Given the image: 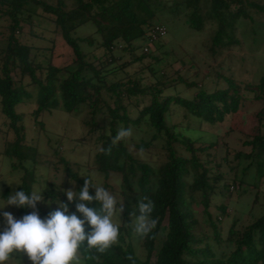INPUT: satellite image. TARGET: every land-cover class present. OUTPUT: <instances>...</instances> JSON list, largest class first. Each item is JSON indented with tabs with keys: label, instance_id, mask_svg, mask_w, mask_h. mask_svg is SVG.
Listing matches in <instances>:
<instances>
[{
	"label": "trees",
	"instance_id": "trees-1",
	"mask_svg": "<svg viewBox=\"0 0 264 264\" xmlns=\"http://www.w3.org/2000/svg\"><path fill=\"white\" fill-rule=\"evenodd\" d=\"M203 1L0 0V19L11 21L9 37L0 51V112L7 120L8 136H13V140L6 141L5 155L12 160L14 171H22L18 191L30 194L38 182L39 150L35 144H26L27 115L19 112L22 105L33 100L34 126L44 128L41 116L53 111L77 118L84 116L88 134L96 136V169L106 180L112 174L121 177L124 210L118 243L104 254L82 249L80 264H264V212L247 226H239V219L234 217L227 232L210 212L213 198L222 192L221 185L227 190H239L246 185L256 189V204L263 193L264 76L257 84H246L237 81L233 74H220L226 86L219 88L217 83L212 91H207L196 82H188L181 71L169 78L164 70L160 73L152 66H143L141 70L149 69L153 75L148 84L137 71L130 70L132 65L143 64L150 57L152 52L143 51L149 44V33L157 26L167 29L165 22L178 16H184L189 27L199 32L209 24L215 25L209 50L216 55L226 47L240 44L235 37L240 22L252 21L253 12L264 14V3L256 0H206V9ZM38 9L54 17L56 29L74 54L71 65L57 67L51 58L38 61L39 52L51 49L22 43L17 36ZM87 26H93L100 36L99 55L87 54L82 49L83 43L93 47L97 44L93 36H74L78 29ZM140 49L143 53L137 55ZM126 57L132 60L126 62ZM151 57L158 64L163 61ZM17 70L21 74L18 80L13 76ZM203 77L206 80L209 76ZM180 84L189 89L197 87L196 94L192 98L182 96L176 89ZM246 101L261 104L255 114L258 132H241L246 138L243 147L250 151L241 150L234 155L235 166L231 170L237 172L234 182L239 183L229 187L222 164L211 152L217 144L179 132L175 118L216 125L228 115L244 112ZM145 126L153 130L150 140L133 143L131 137L112 146L110 155L100 151L101 147L107 149L111 145L120 127L142 131ZM233 131L236 130L230 128L229 132ZM156 150L160 151L158 155L154 154ZM140 154H150L151 158ZM58 157L55 170L63 172L66 182L45 183L40 191L43 199L37 202L39 215L46 218L59 209L60 203H65L70 213L83 218L75 207L79 201H68L66 192H79L87 177L92 183L93 180L82 174L79 164ZM94 190L90 186L89 194L95 196ZM145 196L155 202L152 216L158 224L148 237L140 239L133 231L132 214L139 215L137 203ZM195 205L203 206L210 232L205 231ZM86 206L99 208L95 200L86 202ZM218 210L227 215L226 206H219ZM32 211L19 207L18 214L22 218ZM89 231L90 226L85 224V232Z\"/></svg>",
	"mask_w": 264,
	"mask_h": 264
},
{
	"label": "rangeland",
	"instance_id": "rangeland-1",
	"mask_svg": "<svg viewBox=\"0 0 264 264\" xmlns=\"http://www.w3.org/2000/svg\"><path fill=\"white\" fill-rule=\"evenodd\" d=\"M256 1L264 3V0ZM206 3V0L203 1L205 9L209 6ZM252 14L254 18L252 21H242L236 29L235 37L240 40V44L226 47L216 55H212L209 50L215 30L214 24L207 25L203 32H199L190 28L182 15L178 16L177 19L169 20L165 22L168 35L150 47L149 52L152 53L149 55L150 57L143 61V64L136 63L130 67V70L132 72L137 71L143 76L145 83L148 84L153 81V75L149 69L141 70L143 66H152L160 73L164 70L169 78H175L174 73L181 71L188 82H196L198 87L202 86L207 91H212L217 83L219 88L226 86L223 78H219L220 74L226 76L233 74L237 81H243L246 84H257L264 76V14L255 12ZM54 20L53 16L44 14L42 9H38L35 14L33 13L32 19L25 23L24 29L17 33V36L22 43L51 49L48 52H39L38 61L41 59L45 62L46 59L51 58L53 64L57 67L71 65L75 60L74 54L56 29ZM10 25L11 21L8 18L0 19V51L9 37ZM74 36H93L97 40V44L93 47L83 43L82 49L87 54H100V50L97 49L100 36L95 33L93 26L81 27L74 33ZM52 38L54 39L53 41ZM143 51L145 52V49ZM143 51L140 49L137 51V55H141ZM44 54L46 55L44 56ZM152 55L161 58V60L163 58L162 63L158 64L155 62L151 57ZM131 60L132 57L124 59L126 62ZM109 67L113 68V65ZM206 74L209 77L205 80L203 76ZM20 75L19 70L13 73L16 80L19 79ZM176 89L178 93L187 98H192L197 92V87L189 89L182 84L176 86ZM34 102L33 100L22 105L19 108V112L27 115L24 120L27 134L26 144H35L39 150L38 182L34 186L35 191L40 193L47 181H56L58 184L66 182L63 179V172L57 173L55 170V166L59 162L58 156H61L72 163L79 164L84 176L89 175L94 184L109 190L116 196L118 201H122L120 197V175L112 174L110 179L106 180L104 175L96 169L95 158L98 152L96 136L88 134V129L83 124L84 116L77 118L58 111L44 113L41 116L44 128H41L34 126L33 118L31 117L36 107L33 104ZM260 107L261 104L258 102L246 101L244 112L235 116L228 115L222 123L216 125L181 117H176L175 123L180 126L178 131L183 132L186 136L200 139L201 142L207 144H217V147L211 152L215 155L217 162L222 164L225 183L231 187L239 183L238 181L234 182L237 172L231 170V166H235L234 155L241 150L250 151L249 148L243 147V141L246 138L242 136L241 132L248 135L258 132V121L255 114ZM6 123L5 116L0 112V206L6 203V199L10 195L18 191L22 175L21 170H13L12 160L5 155L7 139L13 140L12 135L8 136L10 134ZM230 128L236 131L229 132ZM143 129L142 131H133V143H139L142 140L148 141L152 138L153 130L146 126ZM158 153H160L159 150L154 151V154L158 155ZM139 156L146 159L151 158L150 154H140ZM225 159L230 161V163L226 162ZM237 171L240 173V170L237 169ZM106 184H108V187ZM220 190H222L221 194H216L212 200L210 212L213 220L225 232L231 227L234 217L239 219V226H247L252 223L253 219L260 216L261 212H264V190L260 195L258 204L255 201L258 191L251 189L247 185L243 188L241 187V189L239 188V190L233 188L223 189L221 185ZM219 206L227 207V215L220 213V210H218ZM194 208L198 212V218L202 222L205 231L210 232L209 220L204 214L203 206L195 205ZM18 209L19 207L14 205L0 208V231L7 226L3 213L9 212L14 218L20 219ZM114 220L122 224V214L121 216L117 214ZM139 256L141 258L144 257L142 248L139 250ZM81 261L80 259V263ZM6 264H31V261L27 255L17 253Z\"/></svg>",
	"mask_w": 264,
	"mask_h": 264
},
{
	"label": "clouds",
	"instance_id": "clouds-1",
	"mask_svg": "<svg viewBox=\"0 0 264 264\" xmlns=\"http://www.w3.org/2000/svg\"><path fill=\"white\" fill-rule=\"evenodd\" d=\"M133 136L131 127H120L111 140V145L100 151L105 155L111 154L112 146L121 141H127ZM95 188V196L89 194V187ZM78 193V195H77ZM68 201L78 200L75 213L69 212L68 204L60 203L59 209L50 212L46 218H41L37 209V202L43 196L33 191L30 194L24 190L17 191L6 199L7 205L30 208L33 211L20 219L14 218L9 212H4L6 228L0 233V264H6L17 253L27 255L31 264H80L81 250H94L97 254H104L118 243L120 224L114 217L124 210V203L118 201L116 196L102 186L92 183L87 177L83 188L79 192L69 190L66 192ZM95 200L99 208L86 206ZM139 215L132 214L134 219L133 231L137 237H148L158 224L153 218L155 202L145 196L138 200ZM85 224L91 231L85 232ZM129 259H132L129 257Z\"/></svg>",
	"mask_w": 264,
	"mask_h": 264
},
{
	"label": "built area",
	"instance_id": "built-area-1",
	"mask_svg": "<svg viewBox=\"0 0 264 264\" xmlns=\"http://www.w3.org/2000/svg\"><path fill=\"white\" fill-rule=\"evenodd\" d=\"M167 35L168 31L164 26H157L155 29H153L148 35L150 39L149 44L145 47V52H149L150 47L153 46V43L165 38Z\"/></svg>",
	"mask_w": 264,
	"mask_h": 264
}]
</instances>
